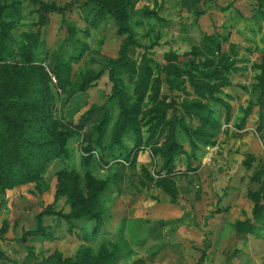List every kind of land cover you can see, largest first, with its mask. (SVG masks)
Masks as SVG:
<instances>
[{
    "label": "rangeland",
    "instance_id": "rangeland-1",
    "mask_svg": "<svg viewBox=\"0 0 264 264\" xmlns=\"http://www.w3.org/2000/svg\"><path fill=\"white\" fill-rule=\"evenodd\" d=\"M38 1L69 9L63 15L49 12L41 25ZM128 1L129 37L91 0H0V24L12 41L0 72L4 65L18 64L48 74V103L63 123L75 126L93 105H105L109 112L99 144L93 125L102 113L93 111L90 123L67 141L66 157L46 164L38 181L0 191V264H52L56 256L74 259L85 248L94 256L107 249L109 264H264V217L254 219L249 198L254 194L264 203V0ZM123 47L131 70L117 63ZM211 59L215 63L208 66ZM55 62L72 66L64 90L50 75ZM114 64L131 103L140 78L149 75L137 117L138 145L133 129L126 130L120 144H112L119 117L109 78ZM214 67L222 79H204ZM172 68L182 72L173 90L166 82ZM90 71L102 75L80 91ZM191 75L196 84L221 82L219 92L213 99L198 92ZM217 98L229 105V113ZM160 108L166 109L164 122L176 117L206 136L192 142L177 126L171 166L163 156L170 127L163 128ZM87 146L92 148L88 154ZM62 171L78 177L84 199L89 184L104 183L98 196L99 230L87 217L66 221L46 215L38 221L44 211L72 212L67 197L58 194ZM256 173H261L259 181ZM166 178L175 199L162 184ZM247 220L253 232L240 239L235 224Z\"/></svg>",
    "mask_w": 264,
    "mask_h": 264
},
{
    "label": "trees",
    "instance_id": "trees-1",
    "mask_svg": "<svg viewBox=\"0 0 264 264\" xmlns=\"http://www.w3.org/2000/svg\"><path fill=\"white\" fill-rule=\"evenodd\" d=\"M98 5L103 11L108 12L116 21L119 32L131 35V31L127 26V15L132 10V3L130 1H119L118 3L110 0H91ZM192 5L199 4L201 0H191ZM37 14L41 25L47 23L49 12H58L61 15L69 9L66 7H56L54 5H46L39 2ZM199 15V13H197ZM9 44H12L7 26L0 24V61L4 54L7 53ZM28 47L22 46V53L26 54ZM208 50V55L214 56V51ZM25 62H30L27 57ZM120 67L125 69H132L128 59L126 58V49L123 47L120 51V57L117 61ZM214 59L208 61V66H213ZM110 71V80L112 82L113 97L118 101L119 117L114 129L112 144H120L123 135L127 129H133L136 132L137 145L139 144L138 132V114L140 112V105L145 97L149 82V75L144 73L140 78L139 89L137 91V99L131 103V99L122 91V83L116 78L113 65ZM2 69V68H1ZM37 67L23 66L15 64L4 65L2 72H0V191L4 188H12L25 183L36 182L39 180L40 174L45 168L46 164L61 157H66L68 154L67 141L75 136L79 131L90 123V116L93 111H101L102 118L100 122L94 123V131L98 134L96 140L99 144L103 137L105 128L109 121V112L105 105L91 106L87 116L82 117L79 122L72 126L68 123H63L53 114L51 110V103L49 102V89L46 81L50 79L48 74L41 75ZM72 74V66L70 63L55 62L50 69V75L54 84L61 90L69 84ZM178 69L172 68L168 71L166 82L170 89L179 88L180 85L175 83V80L180 78ZM102 73H95L90 71L87 73L80 86L79 90H86L93 82L101 77ZM173 77V79H171ZM191 82L198 92L206 93L211 99L213 94L219 92L221 82L212 85L209 82L195 83L194 77L191 75ZM204 79L221 80L219 68L214 67L207 71ZM221 104L227 113L230 107L220 99H214ZM171 107V105H169ZM187 109V105L185 106ZM159 112L160 122H164L166 109L160 108ZM198 113V110H194ZM204 123H211L208 119L203 120ZM212 124V123H211ZM169 128L170 139L167 147L163 152L165 164L171 166L172 155L177 150V144L174 142L172 133L177 126H181L185 134L192 139L205 140L206 136L202 129L191 131L180 120L174 117L169 123L164 122L163 128ZM136 145V148H139ZM86 154L92 152V148L87 146L84 148ZM84 164L88 165L91 161L88 157H84ZM261 173L254 175V180H260ZM58 181L60 187L58 189L59 195H65L67 201L72 206V212L64 215L60 212L44 211L39 214L38 221L43 216L55 215L66 221L87 217L89 220L95 222V230H99L102 226L103 211L99 209L98 196L103 190L104 183L98 182L89 184L87 186L88 197L84 199L82 194L77 190L78 177L72 173L62 171L58 174ZM162 184L173 199L175 193L173 188H170V180L163 179ZM249 198L253 203V217L256 220L264 217V203H260L256 195L250 194ZM81 205V206H79ZM235 232L238 238L244 239L247 234L253 232V226L249 220L237 222L235 224ZM112 260V254L105 248H101L98 255L94 256L92 250L85 248L80 250L74 259L62 260L60 256L50 259L52 264H109Z\"/></svg>",
    "mask_w": 264,
    "mask_h": 264
}]
</instances>
